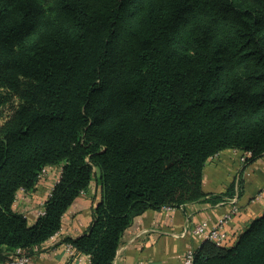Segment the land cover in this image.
Instances as JSON below:
<instances>
[{"label": "trees", "instance_id": "1", "mask_svg": "<svg viewBox=\"0 0 264 264\" xmlns=\"http://www.w3.org/2000/svg\"><path fill=\"white\" fill-rule=\"evenodd\" d=\"M0 262L58 233L92 182L88 233L66 238L90 264H112L149 209L232 191L203 190L207 162L264 155V0H0ZM62 169L30 225L13 210L41 171ZM193 264H264V214Z\"/></svg>", "mask_w": 264, "mask_h": 264}, {"label": "crops", "instance_id": "2", "mask_svg": "<svg viewBox=\"0 0 264 264\" xmlns=\"http://www.w3.org/2000/svg\"><path fill=\"white\" fill-rule=\"evenodd\" d=\"M241 151L227 149L211 158L203 171V190L210 195L232 191V196L216 204L205 200L188 203L179 209H149L136 216L124 231L112 264H184V255L196 250L203 239L191 233V227L206 223L213 228L217 221L234 205L240 211L227 227L228 241L236 242L250 224L264 214V155L249 165L241 162ZM57 170L38 181L29 192L19 191L13 210L23 214L33 225L40 217L43 204L49 198L58 180ZM262 194V195H261ZM257 195H261L256 198ZM100 200V189L94 181L67 209L62 227L37 248L28 264H72L64 251L66 238H78L88 233L94 210ZM9 260L13 254H10ZM78 263H89V256L78 255ZM1 263V262H0Z\"/></svg>", "mask_w": 264, "mask_h": 264}, {"label": "built area", "instance_id": "3", "mask_svg": "<svg viewBox=\"0 0 264 264\" xmlns=\"http://www.w3.org/2000/svg\"><path fill=\"white\" fill-rule=\"evenodd\" d=\"M250 156H251L250 152L243 153V156L241 158V162L245 163L246 159ZM55 170H57L56 172H58V180H57V183H58L60 176H61V173H62V169L55 167V166L45 167L39 175V181L44 179L49 173H51ZM20 191H24V190L21 189ZM16 199H18V195H16L15 200ZM42 206H43V209L40 212V216L45 214V203ZM164 209H173V208H169V207L166 208L165 207ZM239 211H240L239 207L234 205L228 213H226L224 216H222L217 221V223L215 224V226L213 228H209L206 223L194 225L193 227H191V233H193L194 235L200 236L203 239V241H210V242H213L219 246L220 245H226V244L231 245L235 241L234 242L228 241V233H227L226 229H227L230 221L232 220V218L235 215H237L239 213ZM57 234L58 233H56L55 235H57ZM63 248H64V251L71 257L72 264H80L77 261L78 260L77 257L79 254L76 251V249L72 243H70V242L64 243ZM194 252H195V250L190 249L185 253L184 260H183L184 264H193ZM36 253L39 254L37 248L35 249V252L32 254H29V253L25 252L23 249L18 248L16 250H14L12 259L8 263H5V264H28L30 262L31 258L33 257V255H35ZM0 264H4V263H0ZM86 264H90V261H89V263H86Z\"/></svg>", "mask_w": 264, "mask_h": 264}, {"label": "rangeland", "instance_id": "4", "mask_svg": "<svg viewBox=\"0 0 264 264\" xmlns=\"http://www.w3.org/2000/svg\"><path fill=\"white\" fill-rule=\"evenodd\" d=\"M15 101V99H13L10 104H8L5 108H3L0 112V124L5 120V118L9 115L10 111H11V103ZM245 165V163H243ZM262 192H264V190H262ZM264 195V194H263ZM260 195H257L256 198H259Z\"/></svg>", "mask_w": 264, "mask_h": 264}]
</instances>
